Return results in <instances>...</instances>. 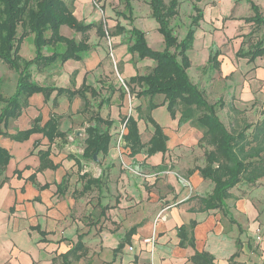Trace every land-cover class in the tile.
<instances>
[{"label": "crops", "instance_id": "obj_1", "mask_svg": "<svg viewBox=\"0 0 264 264\" xmlns=\"http://www.w3.org/2000/svg\"><path fill=\"white\" fill-rule=\"evenodd\" d=\"M78 1L81 2L79 7L78 2L73 0V14L78 20H83V11H80L79 16L77 12L84 10L83 6L90 4L91 0ZM133 1L138 0L131 1V19H124L129 26L117 20L113 21L114 25L118 22L126 30L132 26L142 30L148 46L153 50H162L164 41L158 32L157 22L151 13L146 22V18H142L146 10L134 11ZM189 1L191 13L189 11L187 26L193 14V1ZM200 3L201 0L197 2L198 5ZM237 3H233L234 8ZM199 7L203 11V19L187 51L189 79L203 91L208 102H223L217 113L223 110L240 113V98L253 100L261 95V88H264V57L247 63L244 58L240 62V57L236 56L244 31L248 29L246 24H250L243 18L251 16L253 12L243 15L237 10L235 13L231 11L223 14L227 18L224 24L221 16L218 19L214 15L211 23L205 9ZM175 17L171 19L170 25ZM187 26L179 34L174 30L178 39L184 36ZM63 27H60V33L65 36ZM211 27H215V30ZM65 30L69 31L66 27ZM95 30L91 28L86 33L90 49L81 60L68 59L62 64L56 62L43 70H37L34 65L29 67L31 79L43 86L71 90L83 85L93 87L96 98L92 99L90 93L86 92L90 100L89 108L83 109V101L79 96L69 100L66 94H61L55 98L56 91H53L46 99L42 93L36 92L28 97V104L16 118L5 125L0 124V146L10 154L3 173L5 179L0 186V264H198L192 259L196 253H206L211 257L204 264H264V177L251 187H241L238 183L230 189V196L225 199L223 206L205 209L200 198L211 193L213 183L199 173V168L205 164V160L202 161L204 156H166L171 149L169 144L193 138L196 143L202 131L197 130L191 136L184 129L177 134V129L189 127L190 123H178V112L175 117H171L161 94L152 97V102L157 106L151 110V117L167 136V151L164 154L156 152L151 156L122 154L128 150L123 140L126 132L123 117L132 115L137 119L136 107L142 105L145 111L149 98L136 97L126 87L123 99L119 105H115V99L120 97L122 89L115 86L116 81L110 73L104 36L99 37ZM75 33L74 37H65L78 41L81 33ZM126 34L115 32L112 61L119 62L122 74L128 80L135 74L147 73L154 62L149 61L148 68L142 72L137 66L148 60L137 58L139 62H132L136 54L127 52L128 34L127 39L123 38ZM233 34L236 35L234 42L237 47L231 59L222 52ZM32 37V34H28L20 42L19 55L26 60L35 55L34 45L25 42L26 39L32 42ZM50 50L45 48L43 53L49 54ZM210 50L219 52L217 66L208 63ZM240 69L247 72L246 80L242 83ZM17 79V72L0 60L1 97L7 98L15 92ZM130 87L135 91L140 89L134 83ZM105 93L110 95V100L97 110V103ZM126 95L129 102L131 98L138 102L133 110L127 108ZM156 96L159 97L157 100ZM1 106L0 103V109ZM87 110L98 111L104 119L105 111L109 119L113 120L111 128L121 115L119 136L114 141L110 131L108 151L104 155H96V159L81 156L84 146L78 148L79 154L71 151V146L74 148L70 135L72 129L82 131L80 135L84 144L85 128L91 124L84 120ZM140 112L143 116L141 107ZM52 113L60 116L59 129L66 132L65 139L56 137L49 142L40 132L31 133L23 141L13 139L16 133L29 129L37 117L40 118L39 126H43ZM155 113H160V117L155 118ZM77 117H82L84 126H77L73 122ZM144 122L150 129L148 142L153 127L145 119H137L140 138V128L142 125L146 127ZM48 147V158L57 167L38 171V151ZM134 164L138 166L137 170L132 168ZM139 172L144 177L147 174L149 176L143 179ZM156 178L158 180L155 182ZM45 184L47 186L42 187ZM242 188L248 195L240 194ZM181 225L186 229L183 236H179L177 231ZM257 230L260 240L256 239ZM149 238L154 240L153 249L145 241Z\"/></svg>", "mask_w": 264, "mask_h": 264}, {"label": "trees", "instance_id": "obj_2", "mask_svg": "<svg viewBox=\"0 0 264 264\" xmlns=\"http://www.w3.org/2000/svg\"><path fill=\"white\" fill-rule=\"evenodd\" d=\"M123 4L122 12L117 15L123 19H131L132 0H119ZM193 14L187 30L181 39L174 34L170 21L178 13L179 0H148L152 18L158 24V32L162 35L164 48L162 50L151 49L146 41L144 32L134 26L126 30L120 23L114 25L115 32L128 34L129 45L127 52L136 54L139 60L150 59L154 62L151 69L145 74L131 76L124 85L131 94L136 97H148L144 115H141L140 107H136L137 119H145L153 127V133L147 144L141 141L137 127V119L132 115L123 117L126 132L123 134L125 147L129 154H144L151 156L156 152L164 154L167 151V136L162 128L152 119L151 110L157 106L152 102V97L161 94L164 96L166 108L171 117L179 113L178 123L189 122L201 128L202 135L198 143L207 147L204 151L205 164L199 168V173L204 179L213 183L211 193L200 198L204 208H217L224 205L225 199L230 196V189L240 184L255 185L264 177V114L253 123H244L239 129L227 128L220 119L217 109L223 106V102L210 103L207 101L202 90L194 84L188 76L187 69L190 61L187 55L191 48L194 33L203 19V11L197 4L200 0H192ZM253 12L251 16L244 17L246 23H251L257 29L264 26V15L258 6L251 0H247ZM73 0L67 3L65 0H0V60L18 74L15 92L7 97L0 96V124L16 118L21 110L28 104V97L33 93H42L44 98H49L56 91L55 98L66 94L71 100L79 96L83 101V109L89 108L90 97L96 98L97 94L93 87L83 85L81 88L71 90L70 88L56 87L51 85H40L31 79L29 67L34 65L37 70L68 59L81 60L90 49L87 43V31L96 29L99 37L105 36L102 21L85 23L74 16ZM67 26L75 32L81 33L77 41L67 38L60 33L61 26ZM251 30L249 33H251ZM248 33V34H249ZM32 34L35 55L26 60L19 55V46L23 38ZM243 41L236 52V56L246 59L252 63L256 58L264 57V35L247 48H243ZM50 48L49 54L43 50ZM217 50H210L208 63L214 67L218 65ZM134 83L139 86L135 91L130 85ZM124 86V87H125ZM124 90L119 93L123 97ZM55 98L53 99L55 104ZM110 95L103 97L97 103V110L103 104H107ZM89 124L85 128L86 137L81 156L92 159L93 155L106 154L110 144V128L113 120L102 118L98 111L90 114ZM60 116L52 113L48 120L39 126L40 118L34 120L33 125L13 136L17 141H23L31 133H42L49 142L56 137L65 139L66 132L59 129ZM1 133V130H0ZM50 148L39 150L38 171L45 168H56L48 158ZM10 159L8 151L0 146V186L4 181V170ZM47 186V184L42 187ZM185 226L181 225L177 231L179 236L185 234ZM198 264L209 262L211 257L206 253H196L192 258Z\"/></svg>", "mask_w": 264, "mask_h": 264}, {"label": "rangeland", "instance_id": "obj_3", "mask_svg": "<svg viewBox=\"0 0 264 264\" xmlns=\"http://www.w3.org/2000/svg\"><path fill=\"white\" fill-rule=\"evenodd\" d=\"M65 1L67 3L71 2V0H65ZM138 1H135V2L133 1V4H134L133 9H135L134 11H137L138 9L140 11L146 10L145 15H143L142 18H146V22H147V21H149L148 18H150V10H149V6L147 4L148 0H138ZM164 1L166 2L167 0H164ZM234 1L239 2V4L237 3V5L235 6V8L233 7V3H235ZM251 1L255 2L259 6L261 13L264 15V0H251ZM76 2H78V7H79L81 2L78 0H76ZM199 5L203 9H205L204 12L206 13V17L208 18V20L209 19L211 20V23H213V20H212L213 16L216 15L218 17V19H219V16H221V21L224 24V22L227 18L223 17V14L230 13L231 11H233L235 13L238 10V11H240V14H243V15L252 14L250 4L247 0H231V1L230 0H201V3ZM83 9L84 10H79L77 12V14L79 16L81 14L80 11H83L81 14L83 16V20H86V21H88V20H90V21L101 20L103 22V24H104L103 28L105 30V36H104V40H103L104 41V50L108 55L106 57V59H108L109 63H110V68H111L110 73L112 75L113 80L116 81L115 86H120L121 89L126 92V86L124 85V83L122 81L127 80V78L124 77V75L122 74L121 65L119 64V62L113 63V61H112V59H113L112 48L115 46V44L113 43L114 42L113 36L115 34L114 27H113L114 26L113 21L117 20L120 23L124 24L125 26H129L128 21L124 20L122 17H119V15L116 14L117 12H120L123 10L122 2H120L119 0H91L90 4H87V5L85 4V6H83ZM189 11L191 13L190 1L189 0H180L179 7H178V14L175 17V21L171 22V26L173 27V29L178 34L183 29H185L187 26V23L189 21V15H190ZM215 12H217V13L215 14ZM65 27L68 28L69 31H66ZM65 27H63V29H62V30H64L63 34L65 36L74 37L76 33L72 29H70L69 27H67V26H65ZM246 27H248V29L246 28V30L244 31L245 33L242 36L243 37V43H242L243 48H247L250 45V43H254L258 38H260V36L262 37L264 35V26L260 29H257V27H254V25H252L250 23L248 25L246 24ZM211 28L213 31L215 30V27H211ZM234 29H236V27H234ZM251 30H253V31L251 33H249ZM123 38L127 39V34L125 36H123ZM235 38H236V35L233 34L232 38H230L228 40V43H229L228 46L224 47V52H222V53H224L225 57H230L232 59L233 51L237 47L236 42H234ZM121 40L123 41L122 38H121ZM25 42L30 43L33 46V41L31 42L30 39H26ZM123 42L125 43L126 41H123ZM127 42H128V40H127ZM114 56L117 57L115 51H114ZM235 58H237V57H235ZM145 60H148V61H144L145 63L143 62L142 64H139V66H137V67L141 68L142 72L148 68L147 66H148V64H150L149 61H151L150 59H145ZM132 62L133 63L139 62L137 60L136 56L132 57ZM240 62H242V58H240ZM138 71H140V70H138ZM246 75H247V72H243V69H240V83H242L243 80H246V77H245ZM121 78L123 80H121ZM261 89L263 91V92H261V95L256 96L253 100H244V99L240 98V113L233 112V111L227 112V110H223L221 112H218L220 119L223 121V123L226 125L227 128L239 129L244 123H253L258 118H260L261 115L264 114V95H263L264 94V88L262 87ZM106 96H107V93L104 94V97H106ZM126 96H127L126 97L127 98L126 99L127 108L133 110L135 108V106L138 104V102H135L136 100L133 98H131V100L129 102L128 101V95H126ZM158 98L159 97L156 96L155 100H157ZM122 99H123V97H117V99H115V102H114L115 105H119V102ZM146 99H148V98L146 97ZM226 99H227V97H226ZM139 107H141V110L143 113L144 107H142V105H139ZM93 112H94V110L93 111L87 110V112H86L87 115H84V120L87 123L90 122L88 118H89L90 114H92ZM103 115H105L106 118H109V114H105V111L103 112ZM154 115H155V118L160 117V113H155ZM120 117H121V115H119L118 118H116V120L114 121L116 123L114 124L113 128H111V130H110L113 134L114 138L113 137L112 138L114 141L119 136V131L121 128L120 127L121 121H119ZM84 120L82 119V117L81 118L77 117V119L73 120V122H76L77 126H80V125L84 126ZM145 126L146 127H144L142 125V127L140 128L141 141L144 143L147 142V139H148L149 133H150L149 125L147 123H145ZM188 126L189 127H183V129H181V130L177 129L176 130L177 134H179L180 131H182L184 129L187 130V132H189L190 135L194 132H197V130L201 131V129H199L196 125H190L189 124ZM76 128H78V127H76ZM80 133H82V131H80L79 129H72L70 131V135H71V139H72L71 143L74 146V148L71 146V149H72L71 151H73L75 154H79L78 148H82L84 146V144L82 142L83 137L80 135ZM113 140L111 142V145L113 144ZM194 141L195 140L193 138V139H189L185 142L182 141V142H175L174 144H169V146H171V149H169L167 151L166 156H204V151L208 148L203 147L204 145L202 146V144H200L198 142L195 143ZM122 154H126V156H131L129 154V150L124 151ZM137 156H144V155L138 154ZM202 161H204V159ZM88 162H91V161L88 160ZM134 165L136 166V168H135V166L132 168L137 170L138 166L136 164H134ZM139 173L141 174V176L144 175L141 172H139ZM175 173H177V172H175ZM157 175L158 174H156L155 176H157ZM147 176H149V174L145 175V177H147ZM145 177L143 176V179ZM149 179H152L154 181V179L152 177H149ZM156 180H158V178L155 179V182H156ZM240 186L241 187H251L252 185L240 184ZM240 194L241 195H245V194L248 195L247 191L244 188L240 189ZM257 235H258V232H257Z\"/></svg>", "mask_w": 264, "mask_h": 264}, {"label": "built area", "instance_id": "obj_4", "mask_svg": "<svg viewBox=\"0 0 264 264\" xmlns=\"http://www.w3.org/2000/svg\"><path fill=\"white\" fill-rule=\"evenodd\" d=\"M257 231H258V235H257L256 239L260 240L259 230H257ZM145 241L146 242H149L150 245H151V248L150 249H153V242H154V240L152 238H149V239H145Z\"/></svg>", "mask_w": 264, "mask_h": 264}, {"label": "water", "instance_id": "obj_5", "mask_svg": "<svg viewBox=\"0 0 264 264\" xmlns=\"http://www.w3.org/2000/svg\"><path fill=\"white\" fill-rule=\"evenodd\" d=\"M93 158L96 159V154L93 155Z\"/></svg>", "mask_w": 264, "mask_h": 264}]
</instances>
